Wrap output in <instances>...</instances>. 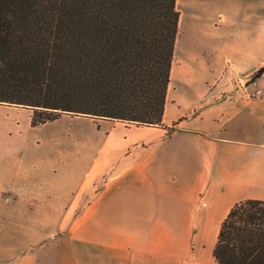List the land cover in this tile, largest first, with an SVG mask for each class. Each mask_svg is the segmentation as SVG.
Instances as JSON below:
<instances>
[{"label":"crops","instance_id":"obj_1","mask_svg":"<svg viewBox=\"0 0 264 264\" xmlns=\"http://www.w3.org/2000/svg\"><path fill=\"white\" fill-rule=\"evenodd\" d=\"M189 2L207 65L170 79L161 126H32L30 108L0 103V264H218L232 205L264 200V78L248 98L231 70L263 66L264 18L259 0L232 3L199 28ZM75 118L104 127L102 142L85 151L62 127Z\"/></svg>","mask_w":264,"mask_h":264},{"label":"trees","instance_id":"obj_2","mask_svg":"<svg viewBox=\"0 0 264 264\" xmlns=\"http://www.w3.org/2000/svg\"><path fill=\"white\" fill-rule=\"evenodd\" d=\"M176 0H0V103L161 126L178 33ZM264 66L255 73L261 76ZM218 264H264V200L235 202Z\"/></svg>","mask_w":264,"mask_h":264},{"label":"rangeland","instance_id":"obj_3","mask_svg":"<svg viewBox=\"0 0 264 264\" xmlns=\"http://www.w3.org/2000/svg\"><path fill=\"white\" fill-rule=\"evenodd\" d=\"M256 1V0H199L196 12L198 14V26L199 28H203L206 23H208L213 16L216 17L219 11H224V9L228 6H230L232 3H240L247 4L248 2ZM260 3V18H264V0H259ZM177 7V6H176ZM179 10V9H178ZM180 12V10H179ZM222 20V16L219 15L216 19L217 22H220ZM195 35V34H194ZM193 35V39L191 43L188 41L184 43V46L182 49L178 50L176 53V59L174 66L176 67V72L186 71L190 66L198 64L199 66H206L207 64L203 61L201 63V58L199 57V54L202 50L200 39H197L196 35ZM197 58V59H196ZM197 60V61H196ZM201 64V65H200ZM264 66V64H263ZM261 66V67H263ZM259 67L257 70H255L253 73L245 76L238 72V70H232L233 73V82L235 83V88L240 89V91L243 88V83L249 84L253 81H257L259 77L263 76L264 78V71L259 77H255V73L260 70ZM241 75V80L239 79ZM181 78V75L174 78V81H177ZM259 86L260 84L257 83ZM252 88V85L249 87V89ZM62 127H69L72 129V131L76 132L77 138L79 142L82 143V147L85 151L89 150V146L92 145V141L94 142V145L100 144L104 138L105 130L104 127H100L99 129H96L92 126V123L88 119H78L75 118L73 120H66L63 122ZM51 131V130H50ZM72 134L70 135V137ZM69 137V138H70ZM69 144H71L70 141H68ZM58 220L53 219V225L57 224ZM54 236H56L55 233H52L51 235H48V239H53ZM41 242V241H40ZM37 243H39V238H37Z\"/></svg>","mask_w":264,"mask_h":264},{"label":"bare ground","instance_id":"obj_4","mask_svg":"<svg viewBox=\"0 0 264 264\" xmlns=\"http://www.w3.org/2000/svg\"><path fill=\"white\" fill-rule=\"evenodd\" d=\"M177 9L180 10L179 22H178V34L175 41V51L173 55V63L171 66L170 79L176 78V67L174 61L176 59V53L182 49L185 42L191 43L193 39V26L194 15L193 7L189 0H176Z\"/></svg>","mask_w":264,"mask_h":264},{"label":"built area","instance_id":"obj_5","mask_svg":"<svg viewBox=\"0 0 264 264\" xmlns=\"http://www.w3.org/2000/svg\"><path fill=\"white\" fill-rule=\"evenodd\" d=\"M233 70V69H231ZM240 80L242 79L241 77L239 78ZM252 85V88L249 89V87ZM241 92L248 98H253V97H258L263 93V89L261 87H259L256 84V81H253L249 84H244L243 83V88L241 90Z\"/></svg>","mask_w":264,"mask_h":264}]
</instances>
